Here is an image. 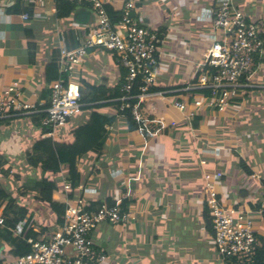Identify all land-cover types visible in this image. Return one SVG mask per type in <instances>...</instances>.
I'll use <instances>...</instances> for the list:
<instances>
[{
	"label": "crops",
	"instance_id": "obj_1",
	"mask_svg": "<svg viewBox=\"0 0 264 264\" xmlns=\"http://www.w3.org/2000/svg\"><path fill=\"white\" fill-rule=\"evenodd\" d=\"M102 1L121 9L124 0ZM233 1L237 10L257 24L264 42V0ZM56 3L57 0H0V91L16 81L25 100L35 104L50 102V94L48 100L46 97L51 86L45 81L46 66L56 63L60 36H64L68 49H74L95 25L89 5H76L69 16L58 18ZM215 6V0H137L134 15L140 16L146 28L161 35L155 81L144 90L152 94L142 98L141 106L143 117L162 119L158 136L141 132L133 119L137 129L129 130L115 106H103L112 104L110 101L83 102V109L71 112L66 123L53 132L52 139L67 144L73 141L72 131L88 122L92 110L113 117L104 127L102 145L79 158L80 183L70 194L76 197L85 189L86 202L113 200L135 216L120 227L101 223L93 232L95 245L105 249L106 264H220L205 217L209 214L205 201L207 172L222 173L215 190L223 205L254 210L261 200L264 47L257 71L244 80L243 89L233 98L235 102L223 114L206 106H193L195 99L207 96L200 88V64L212 37H221L205 20ZM23 14L28 18L23 19ZM123 78L124 70L120 65L118 68L117 57L104 48L92 47L68 80L80 88L84 82L116 88ZM83 90L87 91L85 87ZM150 101L156 108L153 113L146 108ZM174 102L185 103V108L177 109ZM16 124L32 129L30 147L44 135L30 119L0 121V128ZM62 175L66 177L63 170ZM53 180L61 184L60 173ZM31 197L27 201L30 205L22 206L34 212L27 218H34V230L41 240L48 241L56 231L53 218ZM52 198L63 204L61 187L53 191ZM253 219L259 247L264 252V216L255 214ZM22 225L23 222L17 225L16 235ZM3 251L5 247L0 246V259L7 263L10 256Z\"/></svg>",
	"mask_w": 264,
	"mask_h": 264
},
{
	"label": "built area",
	"instance_id": "obj_2",
	"mask_svg": "<svg viewBox=\"0 0 264 264\" xmlns=\"http://www.w3.org/2000/svg\"><path fill=\"white\" fill-rule=\"evenodd\" d=\"M75 5L87 4L95 15V25L87 38L74 49H68L64 36H60L56 61L59 76L51 83L50 102L35 104L24 99L18 82L12 81L0 91V121L30 119L39 117L42 126L51 128L42 138L52 137L55 129L66 123L67 116L77 110L80 102V87L69 81L75 66L85 57L86 50L92 47L104 48L119 57L125 70L122 95L144 92L155 81L159 54L158 34L146 28L135 14L137 0H124L121 17L113 23L102 0H65ZM216 6L210 9L205 19L221 37H212V44L201 62L203 68L199 77L200 88L207 96L195 99V108L209 107L219 113L229 108L231 99L237 97L244 80L250 78L259 66L264 47L260 31L255 22L234 7L233 0H215ZM23 19L28 15L23 14ZM143 84L133 91L134 83ZM137 100H124L121 109L130 108V115L139 123L143 133L158 136L162 119L143 117ZM179 110L185 103L174 102ZM61 175L64 212L60 227L47 242L28 240L30 251L4 264H106L104 248L96 246L92 238L99 224L107 223L113 227L124 226L135 219L133 214L118 205L109 206L105 202L100 207L87 206V190L71 197L70 181ZM222 173L207 172L206 206L211 219L212 238L220 264H255L259 249L254 219L255 214L264 216V177L262 197L254 210L240 206H225L217 197L215 182L221 180ZM79 189L81 187L79 186ZM4 222L0 212V225Z\"/></svg>",
	"mask_w": 264,
	"mask_h": 264
},
{
	"label": "trees",
	"instance_id": "obj_3",
	"mask_svg": "<svg viewBox=\"0 0 264 264\" xmlns=\"http://www.w3.org/2000/svg\"><path fill=\"white\" fill-rule=\"evenodd\" d=\"M75 9V4L67 2L65 0H57L56 16L58 18L67 17ZM105 9L113 23H116L120 19V8H116L112 4L105 3ZM246 17L249 21L251 20L248 16ZM160 39L161 35H158L156 45L159 44ZM117 64L121 67L119 57H117ZM46 67L47 71L45 81L50 85L59 76L57 61L56 63L52 62L48 64ZM122 83L118 84V87L116 88H106L104 86H95L84 82V84H82V87L80 88V101H110L109 103L112 104L120 103L113 101L118 96L104 98L97 97L119 94ZM142 84V82L137 80L134 83L133 91L139 90V86ZM84 87L87 89V91L83 90ZM49 94L50 87L46 91L47 100L49 98ZM89 98H91V100H85ZM230 101L232 103L235 102L233 98ZM48 103L49 102H47L45 105H47ZM114 108L117 114H121L124 116L129 130L137 129V124L132 120V117L130 115V108H126L124 106L121 109V105H117ZM30 121L33 122L35 126L42 128L41 134H46L51 131V128L41 125L39 117L30 118ZM112 121L113 117H108L96 112L95 110H92L88 122L82 126L75 128L72 131L73 141L71 143H58L51 137L38 138L31 145L30 149L25 152L24 158L35 164L40 171L47 173V176H41L37 178L34 182L33 187L30 189L24 188V192L30 191L32 193L33 202L37 203L38 205L45 206L46 210L50 212L51 217L53 218V224L56 226V231L60 227L62 221L64 205L52 198L53 191L58 190L59 188L53 178L58 177V173L60 172V169H62L65 172L66 178L70 181L71 194H74L80 183V173L78 169L79 158L83 154L93 149L95 146L102 145L105 139L104 127L110 124ZM7 162V158L3 156L0 157V166H3ZM246 172L249 171L246 170ZM0 173L6 177L10 176L9 172L4 168L0 169ZM15 178L18 182L22 181V178L18 177L17 175H15ZM0 201V212L4 220L3 224L0 225V246L5 247V251L3 252H6V254L10 256V260L23 256L30 251V244L28 243V240L47 242L46 240H41L39 238V233L34 230V218H27L29 209L19 204L15 197L11 196L8 191L6 192L4 189H2L1 185ZM102 204L103 202L101 200H96L91 202L89 201L86 205L97 208ZM106 204L109 206L118 205L119 207H121L120 204H115L113 200H108ZM41 208L43 209L44 207ZM205 217L208 228L212 232L210 214L207 213ZM21 222H23V225L19 233L16 235V227ZM41 230H44V228L41 227ZM263 254L264 252L259 247L255 259V264H264ZM5 262L0 259V264H3Z\"/></svg>",
	"mask_w": 264,
	"mask_h": 264
},
{
	"label": "rangeland",
	"instance_id": "obj_4",
	"mask_svg": "<svg viewBox=\"0 0 264 264\" xmlns=\"http://www.w3.org/2000/svg\"><path fill=\"white\" fill-rule=\"evenodd\" d=\"M139 17L140 16H138V18ZM117 66L119 68L118 64ZM247 91L253 92L255 90L253 89ZM117 105H119V103H114L110 105L107 104L103 106H117ZM139 106L141 108L142 104H140ZM32 137H33V131L26 124H16L14 125V127L9 129L0 128V157L3 156L5 158L8 157L10 159L6 164L0 166V169L4 168L10 174V176L6 177L0 173V185L2 189H4L6 192L9 191V194L15 197L18 203L27 206L30 205L28 204L27 201L29 200V196H32V193L30 191L23 193L24 190L32 188L37 178L41 176L43 177L47 176V173L40 171L35 164L31 163L28 159H25L23 157V155L25 154L24 151L27 152L29 150L30 139ZM15 175L23 179L21 183L16 180ZM54 181L57 185H59V187H61V184H59L57 180ZM33 215L34 212L29 211L28 217Z\"/></svg>",
	"mask_w": 264,
	"mask_h": 264
},
{
	"label": "bare ground",
	"instance_id": "obj_5",
	"mask_svg": "<svg viewBox=\"0 0 264 264\" xmlns=\"http://www.w3.org/2000/svg\"><path fill=\"white\" fill-rule=\"evenodd\" d=\"M252 87H254L252 84H251ZM149 94H152V93H145V92H141V93H136V94H132V95H120V97H117L115 98L113 101L115 102H123L124 100H137L138 98H146L149 96ZM85 106V104L83 102H79L77 104V109L79 108H82Z\"/></svg>",
	"mask_w": 264,
	"mask_h": 264
},
{
	"label": "water",
	"instance_id": "obj_6",
	"mask_svg": "<svg viewBox=\"0 0 264 264\" xmlns=\"http://www.w3.org/2000/svg\"><path fill=\"white\" fill-rule=\"evenodd\" d=\"M147 110L149 111V112H151V113H153V111H155V107H154V102H148V104H147Z\"/></svg>",
	"mask_w": 264,
	"mask_h": 264
}]
</instances>
